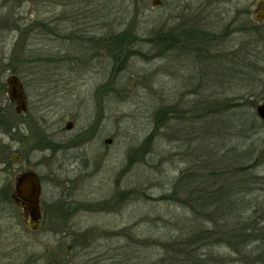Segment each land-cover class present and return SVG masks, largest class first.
I'll return each instance as SVG.
<instances>
[{
  "label": "rangeland",
  "instance_id": "rangeland-1",
  "mask_svg": "<svg viewBox=\"0 0 264 264\" xmlns=\"http://www.w3.org/2000/svg\"><path fill=\"white\" fill-rule=\"evenodd\" d=\"M151 1L0 0V83L14 74L7 64L20 35L26 46L17 57L30 61L19 59L15 73L28 97L26 113L14 111L0 85L3 264H159L166 242L197 222L210 225L195 220L183 191L171 196L183 173L199 169L215 168L218 183L233 184L237 223L250 221L252 234L264 229V121L255 111L264 101L258 0ZM193 28L207 32L202 44L177 43ZM123 30L137 40L135 54L116 67L100 38ZM163 107V124L145 147ZM38 134L59 147L37 144ZM15 153L21 162L11 159ZM25 168L42 177L44 219L36 231L9 202L14 176ZM73 233H86L87 243L67 252ZM196 246L206 260L199 264H264L254 257L264 250L263 235L242 253L235 244Z\"/></svg>",
  "mask_w": 264,
  "mask_h": 264
},
{
  "label": "trees",
  "instance_id": "trees-1",
  "mask_svg": "<svg viewBox=\"0 0 264 264\" xmlns=\"http://www.w3.org/2000/svg\"><path fill=\"white\" fill-rule=\"evenodd\" d=\"M31 24L32 25L30 27L20 29L21 33L23 30L26 31L25 34L27 32H31L35 23ZM40 26L44 27L46 30L49 29L44 24H41ZM126 33H128V30H123L117 35H112L108 39L100 38V47L102 49H109V53L113 62L117 63V65H115L116 67H120V65L123 67L128 61V58L135 54L133 53L132 49L137 40L133 38V40L130 39V36L127 38ZM205 34H207V32L202 29L200 30L193 28L191 30L185 31L182 36L179 34L178 37H175L177 43L189 45L192 43L191 45H193L195 42H197L196 44L200 45L207 38ZM157 40L162 41L160 36L157 37ZM165 43L163 42L162 44L165 45ZM25 46V40H23L20 35L19 39L14 45L13 51L9 58V63L7 64V67H9L14 74L19 71L17 70V65L19 62L23 61L28 64L30 62L27 59L25 60V58L21 59L19 56L17 57L18 52H21L20 54L24 55ZM19 59H21V61L18 62ZM0 85H2V90L4 89V86L6 87L5 83H0ZM246 103H248L247 100L245 104ZM166 110L167 109L163 107L157 111L156 124H154L155 126L153 132L145 141V147L150 146L154 134L161 128L163 124L162 118L165 116ZM3 112L4 109H2V113ZM16 126L18 125L11 124V129L16 130ZM37 144H40L41 146L45 145L46 147L53 150L59 147L58 144L52 145L50 140H47L45 137L43 138L40 134H38ZM221 172L223 173V170H221ZM218 173L219 171L215 168L210 170L199 169L198 173H183L176 182L171 196L174 197L178 195L179 192L183 191L182 194L184 195V199L182 201L185 206L192 209V211L196 214L197 219L195 218V220L202 221V218H205L202 222L207 224L208 221L210 225L203 228L202 226L200 227L199 223L197 222L192 224L191 229L186 233L187 235H185V233L181 234V239L179 238L175 241L166 242L164 244L166 255L165 258H163L164 260H158L159 264H164L165 262L166 264H199V259L201 258L197 257L196 244L198 243H203L209 246L224 245L225 248H232V246L235 244L237 248L234 246L233 247L242 253L244 252L243 245L246 247L256 237L260 238L262 235L264 236V229L261 230V234H252V232L255 231V228L251 227L250 221H247L248 223L245 225H240V223L236 222L235 216L232 214L233 210H235V205L231 202V198L234 196L233 184L225 186L222 185L223 183H218L217 179L222 175ZM182 188L184 190H182ZM225 197H228L227 201ZM98 206H100V203L97 205L90 204L86 208L94 209ZM59 209L61 210L60 212L64 214L63 218H65L67 210H65L64 204H62ZM227 218L230 220H227ZM67 220L68 219H66V221ZM199 227L200 230H198ZM72 235L74 236V242L66 246L67 252L72 250L76 245H78V247H84L87 243L86 237L88 235L86 233H73ZM82 238L85 241L84 245L79 244L78 242V240ZM254 257L260 261L264 260V250L261 253H257ZM254 257L247 258L253 259ZM91 261L92 262L88 261L89 264L96 263L93 261V259H91ZM202 261L206 260L203 259Z\"/></svg>",
  "mask_w": 264,
  "mask_h": 264
},
{
  "label": "water",
  "instance_id": "water-1",
  "mask_svg": "<svg viewBox=\"0 0 264 264\" xmlns=\"http://www.w3.org/2000/svg\"><path fill=\"white\" fill-rule=\"evenodd\" d=\"M153 6L162 4L161 0H152ZM255 13L254 22L262 24L264 22V0H258L253 11ZM6 92L9 101L14 104V111L17 114L28 111V97L24 89L23 82L17 74H10L6 80ZM255 111L257 116L264 121V101L256 105ZM2 111L0 105V119ZM73 121L68 120L65 128L71 130ZM106 144L111 143L112 139L104 140ZM11 159L17 163L23 160L20 153H15ZM42 186L38 174L32 169H25L19 173L14 180V191L12 199L14 204L21 209L18 212L19 218L24 222L31 231L39 229L42 223V207L40 205V196Z\"/></svg>",
  "mask_w": 264,
  "mask_h": 264
},
{
  "label": "flooded vegetation",
  "instance_id": "flooded-vegetation-1",
  "mask_svg": "<svg viewBox=\"0 0 264 264\" xmlns=\"http://www.w3.org/2000/svg\"><path fill=\"white\" fill-rule=\"evenodd\" d=\"M25 169H31V168H25ZM25 169H21L19 172H17L16 174H15V176H14V179H13V189H11V193H10V196H9V202L16 208V209H18V212H20V210L21 209H19L15 204H14V201H13V199H12V194H13V191H14V180H15V177L19 174V173H21L23 170H25ZM32 170H34V169H32ZM35 171V170H34ZM36 172V171H35ZM37 173V172H36ZM38 174V173H37ZM38 176H39V179H40V182H41V186H42V177L38 174ZM0 195L2 196V194L0 193ZM0 198H2V199H0V202L1 201H3V202H5V200H4V197L2 196V197H0ZM40 205H41V196H40ZM42 207V206H41ZM42 221H43V219H44V211H43V208H42ZM3 255H1L0 254V264H3L1 261H2V259H3Z\"/></svg>",
  "mask_w": 264,
  "mask_h": 264
}]
</instances>
